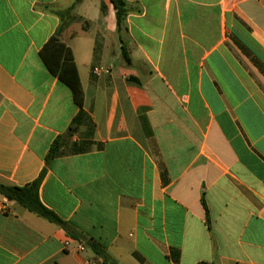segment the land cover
<instances>
[{
  "label": "crops",
  "instance_id": "0c3cea01",
  "mask_svg": "<svg viewBox=\"0 0 264 264\" xmlns=\"http://www.w3.org/2000/svg\"><path fill=\"white\" fill-rule=\"evenodd\" d=\"M125 1L119 33L110 0H0V184L44 174L42 204L118 264H264V0ZM54 36L83 107L40 56ZM0 209V264H105Z\"/></svg>",
  "mask_w": 264,
  "mask_h": 264
},
{
  "label": "trees",
  "instance_id": "16d2710c",
  "mask_svg": "<svg viewBox=\"0 0 264 264\" xmlns=\"http://www.w3.org/2000/svg\"><path fill=\"white\" fill-rule=\"evenodd\" d=\"M84 0H76V3L66 11L70 15L76 4ZM116 10L117 26L119 33L125 30L126 17L129 12L125 0H110ZM123 44V59L126 63H131L127 43L120 37ZM40 56L51 74L70 88L75 103L79 107L84 104V90L79 76L77 66L74 61L72 50L64 44L58 36L52 37L40 52ZM62 140L57 139L51 147L47 162L59 154ZM44 174L33 184L26 187H15L0 184V194L11 201H16L29 212L53 223L64 229L71 237L76 240H85L86 245L99 257L105 264H118L105 251V249L93 240H87L82 234L77 232L68 222L61 219L53 211L45 207L39 198V188Z\"/></svg>",
  "mask_w": 264,
  "mask_h": 264
},
{
  "label": "built area",
  "instance_id": "2783aa9c",
  "mask_svg": "<svg viewBox=\"0 0 264 264\" xmlns=\"http://www.w3.org/2000/svg\"><path fill=\"white\" fill-rule=\"evenodd\" d=\"M93 73L97 77H102L104 75H110L111 74V69L107 68V67H104V66H96L93 69ZM0 211H3V210L0 209Z\"/></svg>",
  "mask_w": 264,
  "mask_h": 264
}]
</instances>
